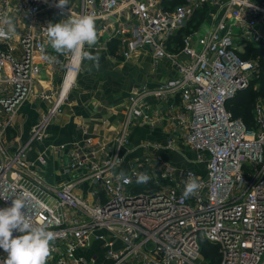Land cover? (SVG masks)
Wrapping results in <instances>:
<instances>
[{
  "label": "built area",
  "instance_id": "1",
  "mask_svg": "<svg viewBox=\"0 0 264 264\" xmlns=\"http://www.w3.org/2000/svg\"><path fill=\"white\" fill-rule=\"evenodd\" d=\"M169 1L68 0L59 7V0H0V19L25 25L18 36L15 30L11 39H0V208L22 198L34 223L56 234L47 264H209L202 240L217 245L218 264H264V100L254 126L228 106L264 77L259 58L242 56L250 44L264 47V0H185L173 7ZM197 12L209 19L203 33ZM79 15H92L98 35L109 31L126 59L148 48L156 64L170 60L175 74L130 94L110 141L71 145L62 170L69 179L52 184L43 169L47 154L31 159L29 153L47 137L84 61L63 54L65 69L50 109L26 141L14 147L7 139L19 107L33 94L42 70L37 59L49 52L45 28ZM163 123L170 127L163 140L131 145L136 126ZM50 150L63 156L66 143ZM163 151L189 153L190 165L173 164ZM121 170L131 183L116 179ZM138 173L150 180L138 185ZM190 175L200 188L182 199ZM6 256L0 249V264Z\"/></svg>",
  "mask_w": 264,
  "mask_h": 264
},
{
  "label": "crops",
  "instance_id": "2",
  "mask_svg": "<svg viewBox=\"0 0 264 264\" xmlns=\"http://www.w3.org/2000/svg\"><path fill=\"white\" fill-rule=\"evenodd\" d=\"M203 20L197 27L205 32L209 29V19L206 17ZM16 23L18 22L13 24L18 36L20 29H24L25 25L20 26ZM98 24V21H95L96 31ZM116 25V21L111 23L110 31H114ZM117 42V39L109 40V31H103L98 35L97 44L92 46L90 51L100 57L99 70L93 69L88 72L87 67L91 62H83L77 82L68 93V100L62 111L47 125V137L42 141H36L32 146L29 153L31 159H35L42 152L48 156V162L43 169L49 183L59 184L69 179L62 170L71 145L86 147L87 143L110 141L117 134L133 91L142 85L157 86L167 82L175 74V67L170 60L164 58L156 64L148 48H140L126 59ZM46 54L55 57V52L50 48ZM37 60L41 63L42 70L34 83L33 94L19 107L14 127L9 133L10 143L14 147L27 140L34 125L50 109L63 77L65 69L63 55L58 54L55 60H46L44 57ZM46 93L52 94L53 97L39 96ZM148 100L151 104L158 101L154 98ZM175 100L176 98H169L166 104ZM168 129L170 127L165 123L157 127L149 124L138 125L132 131L131 145L136 147L143 140H163ZM60 143H66L64 157L50 150ZM138 149L140 153L141 148ZM161 154L177 166H189L187 156L189 153L180 155L178 152L163 151ZM129 160L130 155L126 157L122 168L129 166Z\"/></svg>",
  "mask_w": 264,
  "mask_h": 264
},
{
  "label": "clouds",
  "instance_id": "3",
  "mask_svg": "<svg viewBox=\"0 0 264 264\" xmlns=\"http://www.w3.org/2000/svg\"><path fill=\"white\" fill-rule=\"evenodd\" d=\"M68 0H59L58 6L64 7ZM47 45L58 54H71L81 62L89 61L91 65L87 71L99 70L100 57L85 50L97 44L95 18L92 15L69 16L68 19L49 23L45 28ZM15 27L11 19L6 16L0 19V39H11ZM46 53V48L41 47ZM44 58L55 60L56 57L45 54ZM116 179L123 184L131 183V178L121 170ZM150 180L147 173H138L136 183L146 184ZM200 188L198 178L190 175L184 181L182 199H188L197 194ZM25 200L15 198L11 206L0 208V249L7 254L2 264H47L53 251L56 234L44 225L36 224L27 215ZM16 232L18 235H13Z\"/></svg>",
  "mask_w": 264,
  "mask_h": 264
},
{
  "label": "trees",
  "instance_id": "4",
  "mask_svg": "<svg viewBox=\"0 0 264 264\" xmlns=\"http://www.w3.org/2000/svg\"><path fill=\"white\" fill-rule=\"evenodd\" d=\"M185 0H171L169 1L170 7H173L179 3L184 2ZM197 26H200L203 23L202 15L204 12H197ZM204 32L201 30V33ZM252 52L253 55L259 54L261 59V65L264 69V49L260 50V48H254L253 44L248 45V51ZM250 55V54H249ZM249 55L244 54L245 58H248ZM254 85H250L248 88L239 91L234 98L229 101V108L233 111L234 115L237 117H241L248 126H254L255 119L253 115V108L259 94L264 96V77L261 78V84L255 88ZM233 101V105L231 102ZM202 253L205 259L209 262V264H218L219 262V249L217 245L210 243L207 240H202Z\"/></svg>",
  "mask_w": 264,
  "mask_h": 264
},
{
  "label": "rangeland",
  "instance_id": "5",
  "mask_svg": "<svg viewBox=\"0 0 264 264\" xmlns=\"http://www.w3.org/2000/svg\"><path fill=\"white\" fill-rule=\"evenodd\" d=\"M202 18L203 19H205L206 18V12L205 13H203V15H202ZM253 47L254 48H260V50H262V49H264V47L263 46H257V45H255V44H253ZM262 48V49H261ZM247 53V55H249V57L248 58H259V61L261 62V59H262V57L259 55V54H257V55H253L252 54V52L250 51V49H249V51L247 50L246 51ZM264 61L262 60V63H263ZM262 70H264L263 68H262ZM261 78L262 77H257L256 79H254V81H252V83H251V85H254L255 84V88H257L260 84H261ZM262 100H264V96L263 95H261V94H259L258 96H257V99H256V102H255V105H254V108H253V115H254V119H255V121H256V108H257V106H258V104H261V101ZM231 104L233 105L234 103H233V101L231 102ZM10 132H12V131H10ZM7 141L8 142H10L9 141V139H7ZM190 158V160L192 159V157L190 156L189 157ZM188 164L190 165V163H189V161H188ZM97 247H98V245H92L90 248H89V253H88V255L90 256V253L96 248L97 249Z\"/></svg>",
  "mask_w": 264,
  "mask_h": 264
},
{
  "label": "water",
  "instance_id": "6",
  "mask_svg": "<svg viewBox=\"0 0 264 264\" xmlns=\"http://www.w3.org/2000/svg\"><path fill=\"white\" fill-rule=\"evenodd\" d=\"M125 150H126V149H124V148L121 150V152H120V156H121V157L124 155Z\"/></svg>",
  "mask_w": 264,
  "mask_h": 264
}]
</instances>
